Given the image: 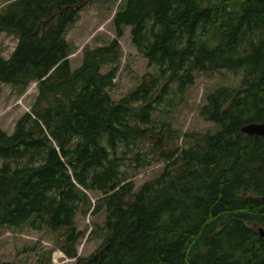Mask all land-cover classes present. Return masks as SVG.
I'll return each instance as SVG.
<instances>
[{
	"label": "trees",
	"instance_id": "obj_1",
	"mask_svg": "<svg viewBox=\"0 0 264 264\" xmlns=\"http://www.w3.org/2000/svg\"><path fill=\"white\" fill-rule=\"evenodd\" d=\"M89 1L0 7V32L18 37L9 57L0 54V81L19 92L38 81L31 110L13 132L0 128V228L62 231L60 247L77 257L75 216L91 205L87 190H97L93 212L106 216L93 233L102 242L74 264H264V136L241 131L264 119V0H122L117 35L86 47L72 68L66 33ZM125 25L158 72L116 100L109 88ZM222 69L242 77L211 90L200 107L219 128L185 133L181 146L155 110L165 100L177 105L198 72ZM138 146L134 170L123 168ZM159 157L173 168L135 190L137 168Z\"/></svg>",
	"mask_w": 264,
	"mask_h": 264
},
{
	"label": "rangeland",
	"instance_id": "obj_2",
	"mask_svg": "<svg viewBox=\"0 0 264 264\" xmlns=\"http://www.w3.org/2000/svg\"><path fill=\"white\" fill-rule=\"evenodd\" d=\"M9 0H0V7ZM122 0H91L80 11L78 19L68 28L66 38L73 44L69 54L72 68L82 62L84 49L108 42L116 36L113 17L119 9ZM119 37L121 54L118 61L115 84L109 88L112 97L116 100L124 96L130 89L139 84L145 77L150 79L158 72V66L149 64L147 57L137 49L132 41L131 26H124V33ZM18 42V37L6 31L0 32V54L9 57ZM242 72L229 69L200 71L195 81L188 87L185 95L177 105L171 106V100H165L160 108L155 110L153 119L156 123L169 121L177 129L178 142L184 145L183 138L188 133V139H195L202 134L213 133L219 125L213 120L206 119L200 113V107L206 102L207 94L221 84L240 83ZM38 94V81L33 80L23 92L17 91L13 85L0 81V128L13 132L16 121L24 111L31 110ZM174 103V101H173ZM153 139H145L141 148L143 151L152 148ZM141 143H139L140 146ZM135 147L126 158L129 162L123 168L129 167L132 171V159ZM182 149V148H181ZM123 157V156H122ZM156 158V155L153 156ZM149 164L140 165L132 177L135 190L146 181L154 180L165 169H172V159H152ZM3 159L0 157V164ZM91 205L86 213L78 211L76 225L82 230L77 242L78 256L97 253L102 237L93 233L95 223L101 222L106 216L104 209L93 212L95 201L102 196L100 191L87 190ZM62 231H54L48 226L35 228L30 224L22 226H2L0 228V257L2 260L15 264H74L78 256H69L60 247Z\"/></svg>",
	"mask_w": 264,
	"mask_h": 264
},
{
	"label": "water",
	"instance_id": "obj_3",
	"mask_svg": "<svg viewBox=\"0 0 264 264\" xmlns=\"http://www.w3.org/2000/svg\"><path fill=\"white\" fill-rule=\"evenodd\" d=\"M241 131L249 134H259L264 136V119L261 121H250L246 122L241 126ZM259 230L261 235H264V227L260 226Z\"/></svg>",
	"mask_w": 264,
	"mask_h": 264
}]
</instances>
